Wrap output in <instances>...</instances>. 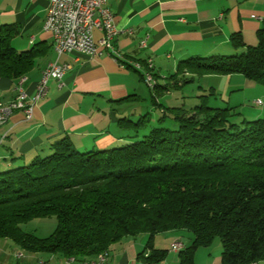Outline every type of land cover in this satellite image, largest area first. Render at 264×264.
<instances>
[{"label":"trees","instance_id":"16d2710c","mask_svg":"<svg viewBox=\"0 0 264 264\" xmlns=\"http://www.w3.org/2000/svg\"><path fill=\"white\" fill-rule=\"evenodd\" d=\"M15 34L13 26L0 25V77L14 81L41 54L38 48L16 51ZM229 45L244 50L186 58L166 84L155 82L148 97L162 115L118 117L123 145L79 150L63 136L28 163L0 168V238L61 260H86L143 234L149 252L138 257L154 263L167 253L152 246L154 235L185 230L192 240L178 251L180 264H193L196 249L217 238L221 264L264 261V114L237 122L234 106L206 103L214 92L194 106L158 102L172 87L202 76L241 74L264 84V26L254 45H245L239 32L229 36ZM131 99L138 97L119 101ZM166 118L173 128L164 126ZM48 216L56 226L46 237L20 227Z\"/></svg>","mask_w":264,"mask_h":264},{"label":"crops","instance_id":"0c3cea01","mask_svg":"<svg viewBox=\"0 0 264 264\" xmlns=\"http://www.w3.org/2000/svg\"><path fill=\"white\" fill-rule=\"evenodd\" d=\"M47 5L48 0H0V25L16 29L11 39L16 51L41 49L24 75L28 96L33 95L41 71L49 63L70 65L61 85L48 79L47 95L33 106L30 119L15 111L0 125V168L42 154L50 143L63 136H68L79 150L110 148L126 142L118 130V115L130 111L132 102L137 104L145 98L140 74L130 67H120L105 52L93 56L77 51L56 55L49 34L42 29ZM106 6L113 14L116 28L132 32L119 34L114 39L115 47L127 61L144 63L151 58L159 85L167 83L168 75L175 72L181 60L243 51L229 45L232 33L239 32L245 45H254L257 29L264 26V0H106ZM100 36V31L93 30L94 39ZM143 39L146 45L141 47ZM202 77L220 82L223 101L217 106H224V101H229L225 92L232 77L242 76ZM147 91L149 94V88ZM15 94V81L0 77V102L10 101ZM133 94L138 97L136 101H119ZM146 239L143 234L122 238L110 246L103 264H180L178 252L170 250V243L179 241L184 248L192 235L185 230L154 235L152 246L167 250L164 259L154 263L138 257L142 251L144 255L149 252ZM220 255L219 243L199 247L193 264H221Z\"/></svg>","mask_w":264,"mask_h":264},{"label":"built area","instance_id":"2783aa9c","mask_svg":"<svg viewBox=\"0 0 264 264\" xmlns=\"http://www.w3.org/2000/svg\"><path fill=\"white\" fill-rule=\"evenodd\" d=\"M42 29L51 36L55 43L56 55L77 51L93 56L105 52L120 67H130L137 71L136 61L125 60L114 45V39L119 34H132V32L116 28L113 14L106 6V0H48ZM93 30L101 32L98 39H94ZM145 41V39L141 40L139 45L144 47ZM145 61L153 70L152 59L147 58ZM69 69L68 63H49L42 69L32 96H28L24 90L25 80L15 83V97L11 99V106H7L0 113V125L5 123L15 111H21L25 119H30L33 106L47 95L48 79L52 78L58 82V85H61V78ZM140 76L148 88H150V82L155 81L150 80L149 75L140 74ZM254 104L261 105L262 102L256 100ZM182 247L179 241H172L169 246L170 250L175 252L181 250ZM18 256L15 254V257ZM105 261L106 258L101 262H82L81 264H103ZM59 264H63V261Z\"/></svg>","mask_w":264,"mask_h":264},{"label":"rangeland","instance_id":"374dc122","mask_svg":"<svg viewBox=\"0 0 264 264\" xmlns=\"http://www.w3.org/2000/svg\"><path fill=\"white\" fill-rule=\"evenodd\" d=\"M143 88L145 98L138 100L137 104L136 102H132V106L134 107L131 106L130 111L121 113L118 117L128 116L133 120H137L139 115L148 113L152 119L156 120L162 115V111H160L159 108H152L148 97V87L144 84ZM170 90L171 95H162L158 97V102L165 107L176 106V104L194 106L198 103L197 99H199V96L209 93L211 94L212 92H214L215 96L209 95L206 100V103L209 106L215 107L220 101H223V98L220 95V82L215 78H195L191 82L183 84L182 87L176 89H173L172 87ZM225 98H229V101L226 99L224 102L228 105L225 104L224 106H234V111L236 113L235 121L237 122L254 120L264 114V84L245 78L244 76L241 78L232 77L230 84H228L226 89ZM256 99L260 100L262 104L253 105L252 101ZM224 106L219 107L222 108ZM164 126L173 128L175 122L170 118H166ZM118 130L120 129L118 128ZM123 144L124 142L119 144V146ZM30 160L31 159H27L25 162L19 160L17 163L26 164ZM55 226L56 218L54 216H48L33 218L22 224L20 227L24 232L32 233L38 237H46L52 233ZM212 243H219L221 247L218 238ZM16 252L21 253V258L15 257ZM61 261L62 260L55 255L46 252H30L17 245L11 238H0V264H59ZM258 264H264V261H259Z\"/></svg>","mask_w":264,"mask_h":264},{"label":"bare ground","instance_id":"6f19581e","mask_svg":"<svg viewBox=\"0 0 264 264\" xmlns=\"http://www.w3.org/2000/svg\"><path fill=\"white\" fill-rule=\"evenodd\" d=\"M50 39H51L53 50L55 51V43L52 41L51 36H50ZM136 67H137V71L140 72V74L149 75L150 80H155V78L153 76V70L151 67H148V65L146 64V61L144 63H140V62L136 61ZM22 80H26V77L24 75L18 77L16 79L15 83H20ZM155 82L156 81L150 82V88L153 87ZM7 106H11V100L8 102H0V113L2 112V110L6 109ZM174 241H176V240H174ZM15 254L19 255L16 258H21V256H22L21 253H19V252H16ZM105 258H107V252L99 253L94 258H91V259L78 260L74 257H66V258L62 259V261H63V264H81L82 262H101Z\"/></svg>","mask_w":264,"mask_h":264}]
</instances>
